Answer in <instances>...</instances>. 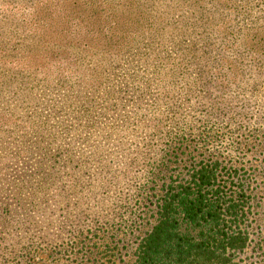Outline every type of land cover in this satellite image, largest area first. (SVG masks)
<instances>
[{
    "label": "rangeland",
    "instance_id": "rangeland-1",
    "mask_svg": "<svg viewBox=\"0 0 264 264\" xmlns=\"http://www.w3.org/2000/svg\"><path fill=\"white\" fill-rule=\"evenodd\" d=\"M167 154L242 168L264 264V0H0V264H133Z\"/></svg>",
    "mask_w": 264,
    "mask_h": 264
},
{
    "label": "trees",
    "instance_id": "trees-1",
    "mask_svg": "<svg viewBox=\"0 0 264 264\" xmlns=\"http://www.w3.org/2000/svg\"><path fill=\"white\" fill-rule=\"evenodd\" d=\"M169 154L151 169L150 179L165 181H151L148 188L153 222L133 264H237L235 258L249 240L252 191L242 181L249 177L241 167L213 155L170 171ZM63 209L69 214L73 208Z\"/></svg>",
    "mask_w": 264,
    "mask_h": 264
}]
</instances>
